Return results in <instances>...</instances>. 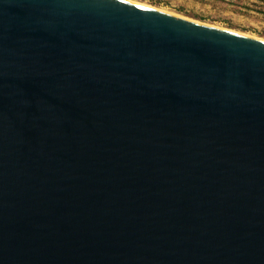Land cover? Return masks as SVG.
I'll list each match as a JSON object with an SVG mask.
<instances>
[{
	"label": "water",
	"instance_id": "water-1",
	"mask_svg": "<svg viewBox=\"0 0 264 264\" xmlns=\"http://www.w3.org/2000/svg\"><path fill=\"white\" fill-rule=\"evenodd\" d=\"M0 264H264V40L0 0Z\"/></svg>",
	"mask_w": 264,
	"mask_h": 264
},
{
	"label": "rangeland",
	"instance_id": "rangeland-1",
	"mask_svg": "<svg viewBox=\"0 0 264 264\" xmlns=\"http://www.w3.org/2000/svg\"><path fill=\"white\" fill-rule=\"evenodd\" d=\"M264 37V0H136Z\"/></svg>",
	"mask_w": 264,
	"mask_h": 264
},
{
	"label": "bare ground",
	"instance_id": "bare-ground-1",
	"mask_svg": "<svg viewBox=\"0 0 264 264\" xmlns=\"http://www.w3.org/2000/svg\"><path fill=\"white\" fill-rule=\"evenodd\" d=\"M134 1H136V0H134ZM137 2H140V3H142V4H146V5H151V4H149V3H146V2H141V1H137ZM151 6H154V5H151ZM154 7H157V8H160V9H163V10H165V11H168V12H171V13H175V14H179V15H182V16H185V17H188V16H186V15H184V14H181V13H178V12H176V11H173V10H168V9H165V8H162V7H158V6H154ZM191 18V17H190ZM197 20V19H196ZM200 21V20H199ZM203 22V21H202ZM207 23H209V22H207ZM221 26V25H220ZM221 27H223V26H221ZM226 28V27H225ZM228 28V27H227ZM231 29V28H230ZM233 30H235V31H238V32H241V33H245V34H247V35H251V36H253V37H257V38H261V39H263L264 40V37H261V36H256V35H253V34H251V33H249V32H245V31H241V30H236V29H233Z\"/></svg>",
	"mask_w": 264,
	"mask_h": 264
}]
</instances>
